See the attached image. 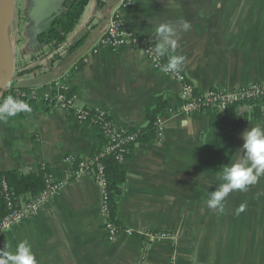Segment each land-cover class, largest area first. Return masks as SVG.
<instances>
[{"label": "crops", "instance_id": "0c3cea01", "mask_svg": "<svg viewBox=\"0 0 264 264\" xmlns=\"http://www.w3.org/2000/svg\"><path fill=\"white\" fill-rule=\"evenodd\" d=\"M11 1L8 33L16 77L19 67L46 63L52 56L37 35L64 9V0ZM107 4L103 10L98 0H91L68 40L82 39L92 19L100 22L84 47L87 52L56 63L58 78L31 88L38 99L23 100L30 111L0 120V172L36 171L47 164L54 178L64 182L38 215L0 236V251L14 252L27 241L37 264H264V174L246 191L230 192L223 207L206 203L221 183L218 173L238 155L241 134L264 123L250 121L231 130L212 124L206 113L179 112L181 83L156 70L140 47L100 46L92 53L107 31L111 11L121 15L130 31L154 43L158 26L185 21L190 29L180 32L168 55L185 57L179 70L195 88L264 84V0H135L129 9H121L120 0ZM41 74L17 76V83L45 77ZM58 81L77 95L76 107H102L127 129L146 126L157 96L170 103L159 120L161 139L137 143L125 161L127 181L116 214L123 228L165 232L168 238L143 240L124 233L113 242L106 239L102 186L91 173L70 178L72 165L63 160L66 155L90 158L101 133L48 102Z\"/></svg>", "mask_w": 264, "mask_h": 264}, {"label": "built area", "instance_id": "2783aa9c", "mask_svg": "<svg viewBox=\"0 0 264 264\" xmlns=\"http://www.w3.org/2000/svg\"><path fill=\"white\" fill-rule=\"evenodd\" d=\"M135 0H120L121 9H129L133 7ZM108 25L105 35L98 41L97 48L92 53L98 52V47L108 46L118 48L122 46L140 47L148 58L151 59L156 70L163 71L165 67L162 65V57H157L154 53L156 43L148 37H139L136 33L130 31L126 26L121 15L116 11L108 13ZM86 60V59H85ZM176 78L182 85L179 98V112L188 115L204 113L209 109H217L221 113L226 112L227 108L237 101H246L256 99L264 95V84L251 83L237 87L232 90L210 89L206 91L196 92L195 86L179 69L177 71L167 72ZM23 97L24 101H34L38 96L33 92L18 93ZM48 102L54 104L70 115L77 117L81 121L89 123L99 129L102 134L109 137V142L103 149L102 155L116 153L119 161H125V154L128 151L126 145L135 142L136 134L128 133L129 129L119 126L110 116V113L102 107H76L77 95L72 93L68 87L58 81L55 85V92L48 97ZM93 110L96 117L92 121L87 120L88 110ZM160 122V121H159ZM72 168L68 171L70 178H76L86 173H91L96 181L102 186L104 193L102 197L101 212L104 218L103 230L108 241L113 242L121 234L134 236L135 232L128 228H120L111 220V209L109 198L105 190L106 179L104 177V167L101 163H96L97 158L79 160L73 155H66L63 159ZM95 163L94 167L92 165ZM64 182L58 181L52 174H49L45 180V188L43 191L29 201L18 200V196L14 189L10 187L9 182L0 177V196L7 202L9 211L7 214L0 215V236L10 231L13 227L20 224L24 220L35 217L42 210L43 206L50 201L57 193L60 192ZM150 238H168V233L158 231L139 232Z\"/></svg>", "mask_w": 264, "mask_h": 264}, {"label": "trees", "instance_id": "16d2710c", "mask_svg": "<svg viewBox=\"0 0 264 264\" xmlns=\"http://www.w3.org/2000/svg\"><path fill=\"white\" fill-rule=\"evenodd\" d=\"M91 0H64L62 11L53 14L43 25L38 32V42L50 47L52 56L46 63H38L30 68L19 67L17 76L29 74L39 75L41 73H53L55 64L64 61L66 57L78 54L94 39V31L100 25V22H95L92 19L88 24L89 32L80 40L73 44H68L70 36L78 28L82 21L86 7ZM109 0H98V5L105 10L108 7ZM138 35V34H137ZM142 37V35H138ZM64 52V53H63ZM41 55L36 56V60L41 59ZM169 55L162 57V65L166 66L169 61ZM182 72V71H181ZM183 73V72H182ZM184 74V73H183ZM42 75V74H41ZM14 77L10 87L8 88L3 100L12 96L14 98L23 99L18 93L31 92V88H22L17 84L18 77ZM190 81V79H189ZM191 82V81H190ZM196 92L199 90L195 88ZM31 102V100H30ZM86 108V107H84ZM170 108V103L164 96L156 97V105L154 108L147 111L148 122L144 127L129 128L128 133H135L136 139L133 143H128L126 148L128 151L125 154V161L128 160L137 143H156L161 139L162 128L160 127V118L164 116ZM88 119L92 121L96 114L93 110H88ZM206 113L212 124H220L231 130L239 129L243 124L250 121H259L264 123V95L256 99L237 101L230 105L226 112L221 113L217 109H209ZM101 133V132H100ZM109 142V137L101 133L99 146L95 147L90 159H96V163H101L104 167V177L106 179L105 190L109 198L111 209V220L118 226H123L116 218L117 206L123 195L124 187L127 181V168L125 161H119L116 158V153L102 155L103 149ZM83 160V159H78ZM95 163L92 165L94 167ZM51 174V170L47 164H41L36 171H22L17 169L6 170L0 172V177L5 178L10 187L14 189L18 196V200L29 201L38 196L45 188V180ZM9 208L4 198L0 196V215L7 214ZM135 235L147 240V236L135 232Z\"/></svg>", "mask_w": 264, "mask_h": 264}, {"label": "clouds", "instance_id": "9594fccd", "mask_svg": "<svg viewBox=\"0 0 264 264\" xmlns=\"http://www.w3.org/2000/svg\"><path fill=\"white\" fill-rule=\"evenodd\" d=\"M189 29L190 25L185 21L158 26L157 43L154 47L155 55L163 57L174 52L180 32H187ZM184 61L183 55L172 54L163 71H177L183 66ZM30 110V106L23 100L9 96L0 103V120ZM241 139L243 144L236 150L238 155L230 164L224 165L218 173L221 183L208 195L206 203L209 208L223 207V201L230 192L233 190L246 191L249 185L255 184L264 174V126L248 127L241 134ZM0 264H37V260L31 245L27 241H22L16 246L14 252L0 251Z\"/></svg>", "mask_w": 264, "mask_h": 264}, {"label": "water", "instance_id": "95a60500", "mask_svg": "<svg viewBox=\"0 0 264 264\" xmlns=\"http://www.w3.org/2000/svg\"><path fill=\"white\" fill-rule=\"evenodd\" d=\"M9 20L5 23V26L2 25V0H0V102L3 99L5 93L7 92L8 88L10 87L13 79H14V68L11 61V55H10V39H9ZM5 28V29H4ZM74 55L75 59H77L79 56L84 55L88 48L83 49ZM73 56V57H74ZM45 76V77H43ZM41 79H38L36 81L19 85V87L22 88H37L41 85H44L48 82H52L58 78L57 73H44L42 74Z\"/></svg>", "mask_w": 264, "mask_h": 264}, {"label": "bare ground", "instance_id": "6f19581e", "mask_svg": "<svg viewBox=\"0 0 264 264\" xmlns=\"http://www.w3.org/2000/svg\"><path fill=\"white\" fill-rule=\"evenodd\" d=\"M11 5H12V1L11 0H2V25H3V27L5 26V23L8 20H10V17H11Z\"/></svg>", "mask_w": 264, "mask_h": 264}]
</instances>
